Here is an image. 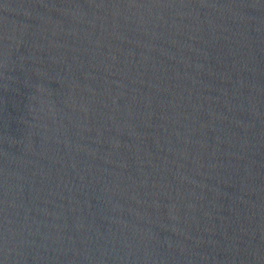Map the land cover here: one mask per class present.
Masks as SVG:
<instances>
[{
    "label": "water",
    "instance_id": "1",
    "mask_svg": "<svg viewBox=\"0 0 264 264\" xmlns=\"http://www.w3.org/2000/svg\"><path fill=\"white\" fill-rule=\"evenodd\" d=\"M0 264H264V0H0Z\"/></svg>",
    "mask_w": 264,
    "mask_h": 264
}]
</instances>
